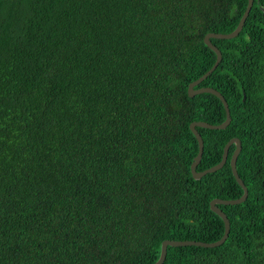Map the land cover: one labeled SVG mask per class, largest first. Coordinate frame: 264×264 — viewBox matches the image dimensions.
I'll return each mask as SVG.
<instances>
[{"label": "trees", "instance_id": "obj_1", "mask_svg": "<svg viewBox=\"0 0 264 264\" xmlns=\"http://www.w3.org/2000/svg\"><path fill=\"white\" fill-rule=\"evenodd\" d=\"M246 0H0V264H152L162 240L213 242L209 208L242 189L223 165L194 179L192 121L225 118L187 85L213 64ZM193 88L229 123L195 127L216 164L240 142L245 199L214 247L166 246L161 264H264V0L210 38ZM243 97V98H242Z\"/></svg>", "mask_w": 264, "mask_h": 264}, {"label": "water", "instance_id": "obj_2", "mask_svg": "<svg viewBox=\"0 0 264 264\" xmlns=\"http://www.w3.org/2000/svg\"><path fill=\"white\" fill-rule=\"evenodd\" d=\"M251 4H252V0H246L245 8H244L236 26L234 27V29L232 31H230L228 33H224V34L223 33L209 32L203 36L204 44L206 46H208L214 52L215 59H214L213 64L209 67V69H207L198 78H196L195 80L188 83L187 89H186L188 96H193L194 94H198V93H210V94L216 96L220 100V102L224 108V112H225L224 120L218 124H208V123L203 122V121H192L189 123V125H188L189 130L191 131V133L193 134V136L195 137V140L197 142V151H196V154L193 157V160L190 163V167H189L191 176L194 179H197L206 173L213 172V171L219 169L223 165V163L225 162L228 146L230 144H234V149L232 150V153L229 157V167H230V171L232 173V176L234 177L235 181L237 182V184L242 189V194L240 197L235 198V199L214 198V199L209 201L210 210H212L214 213H216L221 218V220L223 222V233L218 240L213 241V242H201V241H194V240H167V239H164L160 243L159 256H158L157 260L152 264H161V262L163 261L164 256H165L166 246L195 245V246H200V247H214V246L221 244L224 241V239L228 233L229 223H228V219L226 218L225 214L218 208L217 205L218 204H224V205L236 204V203L242 202L245 199L246 187L243 185V183H242L241 179L239 178V176L237 175L236 169H235L236 156L238 155V152L240 150V142L237 138H235V137L231 138L224 144V146L222 148L220 160L216 164H214L213 166H210V167H208L202 171H196L195 170V166L197 165V163L200 159L201 153H202V139H201L199 133L196 131L195 127H202V128H208V129H222L229 123L230 116H229L227 104H226L224 98L222 97V95L218 91H216L215 89L208 87V86H202V87H199L196 89H194L193 87L195 85H197L200 81H202L215 68V66L217 65V63L220 60V51L217 49V47H215L210 42V38H232V37H234L239 32V30L241 29L243 21H244L247 13L249 11Z\"/></svg>", "mask_w": 264, "mask_h": 264}]
</instances>
